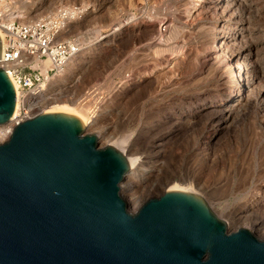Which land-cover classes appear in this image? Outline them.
Here are the masks:
<instances>
[{"label": "water", "instance_id": "1", "mask_svg": "<svg viewBox=\"0 0 264 264\" xmlns=\"http://www.w3.org/2000/svg\"><path fill=\"white\" fill-rule=\"evenodd\" d=\"M16 102L0 68V125ZM129 168L74 114L16 124L0 142V264H264V239L229 230L198 194L166 189L131 211L120 193Z\"/></svg>", "mask_w": 264, "mask_h": 264}, {"label": "rangeland", "instance_id": "2", "mask_svg": "<svg viewBox=\"0 0 264 264\" xmlns=\"http://www.w3.org/2000/svg\"><path fill=\"white\" fill-rule=\"evenodd\" d=\"M73 1V4L75 5H69L66 7L81 6L82 8H85V18L80 21H75L71 25H69V27H67L63 32L60 33L59 40H75L80 46L81 51L76 56L75 61L69 67L67 73H60L57 75V77L47 78L45 82L41 84L39 95H42V92H44V90H42L43 86L47 87V84L50 81L55 80L52 87L47 91L49 93V96H52V98L57 101L76 104L78 105V107H83L82 109H84L83 111H85L86 114H93L95 118V124L91 126L90 130L86 131V133H93L102 138V141L100 143L103 144H100L98 141L99 147H104L108 144V142L118 143L126 139L124 145L132 147L133 152L136 153L137 156L144 158L148 157L151 161V164L149 163V165H153L155 161H157L161 164L166 163L165 165L168 166V160L167 158L165 159L164 154L162 155V157H156L152 151L154 147H156L157 150L166 149L165 144L160 143L161 139L171 131L170 125L164 122V119L167 118L165 116H169L170 113H173L176 110L177 113L180 109H182L184 115L189 111L194 113L195 110H197V107L200 106L199 104L204 103L203 96L207 95V93L209 92L210 87L212 86L211 83H218L217 75L214 76L215 78H210L209 81H205L204 79L201 80L203 76L200 75L201 69L199 68H201V65L199 61H201V59L199 56L203 55V52L201 50L203 42V44H205V41L207 42L209 40L210 44L216 46V37L220 32L219 29H224L226 31V28H228H222L226 21L221 20V18L219 17L220 13L218 12L219 9L217 10L214 7V4H217V2L219 3L220 0H204V2H206L204 8H200L197 6V4H199L200 1L203 0ZM243 1L247 4L246 8L248 9V11L250 9L249 5L257 9L256 13H251L249 11L250 19L249 17L248 19L250 21L245 27V29L247 30L243 31L244 34L247 35V41H250L248 43L249 45L251 44L254 47H256L257 45V48H261L259 49L258 56L259 58H262V66L264 70V35L259 37V34L261 35L264 32V0H242V2ZM60 5H47L43 7L47 11H52L53 9H57L58 7H60ZM31 7H29V5L26 6L25 10L28 11V8ZM214 9H216V11ZM22 11H24V9H22ZM202 11L203 13H201ZM228 15H230V13ZM228 24L230 23L228 22L227 25ZM152 26H154V29H151ZM113 32L115 33L114 35ZM186 47L189 48L186 49ZM153 48H159L161 50H167L169 48L174 50L175 48V51L177 52L176 54L178 56H184V62L187 63V67H184V75L183 77L181 76V78L184 79V86H180L179 89L174 90L171 93H166L160 98H153L152 96L149 97L150 94L146 91H140L139 93L138 91H128L127 94L126 92L123 94L124 85H129L127 86V89L129 88V90H131L130 87H132V81L135 80L138 71L142 72V69L139 68L138 63H141L143 61L144 70H148L147 67H151V64L154 62L153 59L147 58L146 56H143V58H141L139 57V55H141L142 53H148L149 50L152 51ZM191 49L194 50L192 52H194L195 55L196 53L198 54L196 55L197 59L191 57L190 59L186 60V50L191 51ZM168 53L169 52H166V58L170 60L169 58H172L174 54L170 55ZM188 61L191 63L188 64ZM47 63L48 61H46L44 64L47 65ZM58 78H62V80L57 82ZM258 83L260 85L259 87H264V79L258 81ZM261 83H263L262 86ZM185 85L187 86L185 87ZM30 92H34V90H31ZM182 98L184 99V104L180 103L183 100ZM196 100L198 101L196 102ZM188 101H191L192 103L191 108H189V105L191 104H189ZM55 103L56 102H52L50 104H38V110L42 108L49 109L48 107L54 105ZM81 104H83V106H80ZM210 115L200 117L198 119L200 124H202V127L203 121L205 123V134L207 132V129H210L211 131L212 128L211 119L214 116L212 115L209 118ZM207 118L209 119L207 120ZM205 119L207 120L206 122ZM198 121H196L192 125V127H195V129L199 127L197 126V124H199ZM219 135H221L220 144L214 147L213 145H208L209 147L205 145L203 146L204 150H202V144L200 143L203 140L202 134L200 135V133H198L192 138L191 135H188L191 138L189 139V141V137L187 136V134H185L184 136L187 137H184V153H190L189 151L197 150L200 153V155H198L201 156L202 153L205 154L208 151L210 155L214 153L213 155L217 156V161H213L214 163H216L211 165L212 167H214L213 170H207L208 172L206 171L207 173L205 172V175H202L201 173L200 175H193V173L190 172L191 169L189 168L192 166L193 169L196 167L195 170H197V168H199L198 164L200 166L204 164L203 160L201 163L200 159L202 158L198 156V158L200 159L198 160L197 164L193 162L194 160L197 161L195 156V159H191V156H189L188 153L184 154L183 160L179 159L178 161L177 159V164L175 163V165L174 163H172V165L174 166V174L171 175H173L174 177L172 176L173 178L169 185L171 186L173 185V183H175L182 187L192 186L196 192L198 191L205 196L204 199L207 201L211 208L212 206H214L212 210H216H213L215 214L219 216V218L226 221V216L224 217L223 215H218V213L222 214L224 212V207L228 205V209L236 207L238 208V210H240L243 202L247 201L248 197L250 199L249 192H252V189H257V186H264V164L262 165L260 160L256 159L261 156L260 149L263 145L262 142L257 138L258 141H256V144L254 146V154L250 156L251 158L244 159L246 162L249 161L246 166L244 165V167L248 166L250 168L249 164L251 163L252 170H249L255 173L253 174V176L248 174L247 177H243V175L239 176V174H235L236 172L234 171L236 169L238 170L240 165L238 166V168H228V165H232V163L228 161V158L226 157L229 156L228 154L230 152V154L232 153L230 156L234 158L231 160H235L236 155L240 157L239 151L241 153L245 152V147L242 145L240 148H237L238 151L237 153H235V148H226L227 145L224 143V141L222 142V138L225 139L228 137L227 139H233L234 134L230 133V130H225ZM4 139L0 138V142H2ZM107 140L108 142H106ZM158 146L161 147L158 148ZM171 146L174 147L172 148L173 150L179 151L180 149V145L175 144V141L172 142V144L169 143L168 148H171ZM241 150L244 151L242 152ZM151 153L153 155H151ZM220 156H223L224 159ZM246 157H249V155ZM236 161L238 162V160ZM240 162L241 160L239 159V163ZM227 175H229L230 179ZM167 177L168 175L164 173L163 176H159L155 181L156 187L154 189L153 197L160 196L163 193V190L167 189V187L165 186L167 185L166 182H168L166 180ZM242 178L245 179L244 182L246 184L244 186V189L241 188V191H235L221 201L212 198V195L209 191L211 187L215 186L214 183H217L218 181V183L223 184L226 183L227 180L232 181L234 179L233 181L235 183L238 182V184H243ZM240 179H242L241 182L239 181ZM219 181H221L222 183ZM227 225L229 230H235L234 224ZM254 234L256 235L257 233ZM257 236L259 237L258 234Z\"/></svg>", "mask_w": 264, "mask_h": 264}, {"label": "bare ground", "instance_id": "3", "mask_svg": "<svg viewBox=\"0 0 264 264\" xmlns=\"http://www.w3.org/2000/svg\"><path fill=\"white\" fill-rule=\"evenodd\" d=\"M195 3H196V1H195ZM205 3L206 2H204V0L200 1V3L197 4V6L200 8L201 7L204 8ZM246 5L247 4L244 1L242 2V0H220L219 3L217 2V4L216 3L214 4V7L217 10L219 9L218 12L220 13L219 17L221 18V20L226 21V23L222 26V28L223 27H225V28L228 27V28H226V31L224 29H219V31L221 33L219 32V34L216 37V43H217L216 46H213L212 44H210L209 40L207 42L205 41V44H203L204 42L202 43L201 50L203 52V55L199 56L201 59V61H199L200 65H201V68H199V69H201V73L200 72H198V73H200V75L203 76L201 78V80L204 79L205 81H207V80L209 81L210 78H212V77L215 78L214 76L217 75V82L218 83H215V84L211 83L212 86L210 87L209 92L207 93V95L203 96L204 97L203 98L204 103L199 104L200 106L197 107V110H195L194 113L189 111L188 113H186L184 115V112L182 111V109H180V110H178L177 113H176V111H177L176 110L175 112L170 113L169 116H165L167 118L164 119V122L166 124L170 125L171 131L169 130L170 133L166 134L164 136V138L161 139L160 143L165 144L166 149L157 150L156 147H154L152 151L156 157H162V155L164 154L165 159L167 158V160H168V166L165 165L166 163L161 164V163H158L157 161H155V163L153 165H149V163L151 161L148 157H145V158L139 157L136 155V153L133 152L132 147L124 145L126 139L124 141H120L118 143H109L108 140L106 141V142H108V144L114 145L115 147L120 149L125 154V156L127 157L128 161H129L130 168H129L128 172L125 174V176L121 182L120 191H121V194L124 197V199L129 204L131 211L137 210L147 199L153 197L154 189L156 187L155 181L158 179L159 176H163L164 173L166 175H168V177H167L168 179L166 178V180L168 182H166L167 185H165L167 187V189L186 190L188 192L198 194V195L202 196L203 198L205 197L200 192H198V191L196 192L192 186L182 187V186L175 184V183H173V185H171V186L169 185L172 181V178L174 177L173 175H171V174H174V169H173L174 166L172 165V163H174V165H175V163L177 162V159H178V161H179V159L183 160L184 154L188 153V152L184 153V137H187L188 135H191V138H192L198 133H200V135L202 134L203 140H202V142H200L202 144L201 145L202 147L201 146L200 147L202 148V150H204L203 146H205V145L206 146L213 145V147H214V146H217L218 144H220L221 143L220 142L221 141V135H219V134L225 130L226 131L230 130V133L234 134L233 139H227L228 137L225 139L222 138V142L224 141V143L227 145L226 148L227 147H230L231 149L235 148L234 151H235V153H237V151H238L237 148H240L243 145L245 147V152L241 153L239 151L240 157H238V155H236L235 160H231L234 158H232L230 156L232 153L230 154V152H229V154H228L229 156L226 158H228V161H230L233 166L231 164H229L228 168L234 169V168H238V166L240 165L238 170L236 169L234 171L236 172L235 174H239V176L243 175V177H247L248 174L253 176V174L255 173V172L251 171L252 170L251 169L252 168L251 163L249 164L250 168L248 166L244 167V165L246 166L247 163L249 162V161L246 162L244 159L251 158L250 156H252L255 152L254 146L256 144V141H258V139H259L263 145V146H261V149H260L261 150L260 155L262 157L260 156L256 159L260 160L262 165L264 164V87L262 86L263 83H261L262 87H259L260 85L258 83V81L264 79V70H263V66H262L263 61H262V58L261 57L259 58V56H258L259 49H261V48H257V45H256V47L252 46L251 44L249 45L248 43L250 41L249 42L247 41V39H248L247 35H245L244 31H243V30H247V29H245V27H246V25H248L247 23H249V21H250L249 20L250 19L249 11L251 13H256V10H257L256 8H253L251 5H249L250 9L248 11V9L246 8L247 7ZM31 8H33V7H31ZM31 8H28V9L30 10ZM216 9H214V10L216 11ZM26 11L27 10H24L22 12L27 13L28 11L27 12ZM246 11H248V12H246ZM201 13H203V11ZM229 13H230V15H228ZM248 17H249V19H248ZM228 22L230 24L227 25ZM218 28H219V26H218ZM151 29H154V26H152ZM223 31H225V32H223ZM114 34L115 33L113 32V35ZM263 35H264V32L261 35L259 34V37L263 36ZM253 36H255V35H253ZM0 37L2 39V44L4 45L3 34L1 31H0ZM159 42H161V41H159ZM253 42H255V41H253ZM187 48H189V47H186V49ZM193 49H194V47H193ZM175 50H176L175 48H174V50L170 49V48L167 50H161L159 48L158 49L153 48L152 51L149 50L148 53H145V54L142 53L141 55H139V57H141V58H143V56H146L147 58L153 59L154 62L152 64L150 63L151 67L150 68L147 67L148 70L143 69L144 68L143 61L141 63H138V66H139V68L142 69V72L138 71L137 76L135 77V80L132 81L133 82L132 87H130L131 90H129V88L127 89V86H129V85H124L123 94L125 92L127 94L128 91H135V92L138 91V93L140 91H146V92H149V94H150L149 97L152 96L153 98H156V97L160 98L164 94L171 93L174 90L179 89L180 86H184V79L181 78V76L183 77V75H184V67L187 65V63L184 62V56L183 57H181L182 55L178 56L176 54L177 52ZM192 51H194V50H192V49H191V51L186 50V53H185L186 57H187L186 60L190 59L191 57H194L195 59H197L196 55H198V54L196 53V55H195V53ZM166 52H169L168 54H170V55L174 54L172 58H169L170 60H168L166 58V56H167ZM200 59H198V60H200ZM189 63H191V62L188 61V64ZM201 76H199V77H201ZM62 78H58L57 82L61 81ZM12 79H13L14 86L16 89V94H17V96H20L21 91H19V84L16 81H14L13 77H12ZM54 81L53 80L50 81L47 84V87L46 86L42 87V90H44V92H42L43 94L41 93L42 97L36 101H32V97H33L32 95L34 94V92L39 93L40 88L37 91H35V89H34V92H29L28 94H26L28 96H26L25 103L27 105L25 104V107L27 110L32 109V111L30 112L29 115H33L34 113L41 111L43 108L39 109V110H38V108H39V105L42 103L50 104L52 102H56L54 105H51L50 107H48L49 109H47V110H49V111H63V112H68V113L74 114L78 118H80V120L84 123L85 131L90 130V127L95 124V118H94L93 114H91V115H89L90 113L86 114V112L83 111L84 109H82L83 107H78V105H76V104L57 101V100L53 99L52 96L51 97L49 96V93L47 91L49 90V88L52 87V85L54 84ZM186 86L187 85H185V87ZM198 100H199V98H198ZM198 100H196V102ZM170 101H172V100H170ZM178 102H179V100H178ZM180 103L184 104V99ZM188 103L191 104V105L188 104L189 108H191V106H192L191 101L190 102L188 101ZM197 105H198V103H197ZM80 106H83V104H81ZM175 109H177V108H175ZM207 115H210L209 118L212 115L214 117L211 119V121H212L211 131H210V129H207V132L205 134V130H206L205 125H204L205 123L203 121V127H202L201 126L202 124H200L198 119L200 117H205ZM209 118H207V120ZM207 120L205 119V122ZM196 121L199 122V124H197V126H199V127H197L195 129V127H192V125ZM14 122H15V120L9 121L6 124L0 125V138L4 139L8 136L10 130L12 129V125L14 124ZM209 128H210V124H209ZM208 131H210V132H208ZM207 133H209V134H207ZM185 134H187V136H184ZM191 138L189 137L188 141ZM98 141H99V143L102 141V138H100L99 136H98ZM174 141H175V144L180 145L179 151L173 150L172 149V148H174L173 146H171V148H168L169 143L172 144V142H174ZM192 143H194V142H192ZM200 143H198V144H200ZM100 144H103V143H100ZM189 144H190V142H189ZM159 147H161V146H158V148ZM178 148H179V146H178ZM189 152L190 153H188V155L191 156V159L194 158V156L197 159V161L194 160L193 162L198 164V160L200 159V158H198V156L200 155V153L197 150H194V151L192 150ZM205 152H206V150H205ZM213 154L210 155V153H208V151L205 154L202 153V155L199 157L202 158V159H200V161L202 163V160H203L204 164L202 166H200L198 164L199 168H197V170H195L196 167L193 169V167L191 166L189 168V169H191L190 172H192L193 175L194 174L200 175V173L202 175H205L204 173L207 170H210V169L213 170L214 167H212L211 165L216 164L214 162L217 161L216 160L217 156L213 155ZM247 154L249 155V157H246V156H248ZM151 155H153V154L151 153ZM257 155H258V153H257ZM220 157L223 158V156H220ZM153 158H155V157H153ZM239 159L241 160L240 163H239ZM236 160H238V162ZM178 164H179V162H178ZM235 164H236V166H235ZM241 164H242V166H241ZM257 167H259V166H257ZM243 169H245V170H243ZM249 169H251V170H249ZM177 170H178V168H177ZM242 170H243V172H242ZM181 171H182V169H181ZM249 171H251V172H249ZM255 171H257V170H255ZM235 174H234V176H235ZM229 175H230V173H229ZM229 175H227V176L229 177ZM202 179H204V178H202ZM229 179H230V177H229ZM242 179H240L239 181L241 182ZM253 179H254V177H253ZM233 180L232 181L227 180L226 183H223V184L218 183V181H217V183H214L215 186L211 187L210 191H209L210 194L212 195V198H215L218 201L219 200L221 201V200L227 198L229 195H231L235 191L238 192V191H241L240 190L241 188H243V189L245 188L244 187L246 185L244 182L245 179H243V181H242L244 185L242 183L238 184V182L235 183ZM219 182H221V181H219ZM223 182H225V181H223ZM199 185H200V182H199ZM201 186H203V185H201ZM256 188L257 189H254V190L252 189L251 190L252 192H249L250 193L249 194L250 199H249V197H248V199L246 198L247 201L243 202V205L241 206L240 210H238V208H236V207H233L232 209L231 208L228 209L227 208L228 205H227L226 207L223 206L224 212L222 214H219L218 212L217 213H218V215H221V216L223 215L224 217L226 216V223L227 224H234L235 229H237L239 227H246L250 231L257 233L259 235V237H261V239L262 238L264 239V186L263 187L257 186ZM212 208H214V206H212ZM215 208H216V206H215ZM213 210L216 211L215 209H213Z\"/></svg>", "mask_w": 264, "mask_h": 264}, {"label": "built area", "instance_id": "4", "mask_svg": "<svg viewBox=\"0 0 264 264\" xmlns=\"http://www.w3.org/2000/svg\"><path fill=\"white\" fill-rule=\"evenodd\" d=\"M73 3V0H0V31L4 42L0 68L7 72L12 82L14 78L21 91L20 96L16 94V109L10 119L15 120L12 128L40 112L29 115L32 109L25 107L26 94L34 89L37 91L47 78L67 73L81 51L75 40H59L60 33L69 25L85 18V8L66 7L75 5ZM57 4L64 5L52 11L43 7ZM28 5L35 8L23 13L22 9ZM32 96V101H36L42 95L37 92Z\"/></svg>", "mask_w": 264, "mask_h": 264}]
</instances>
